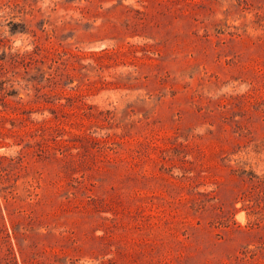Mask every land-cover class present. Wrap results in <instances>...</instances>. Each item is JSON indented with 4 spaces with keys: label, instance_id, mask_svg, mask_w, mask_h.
<instances>
[{
    "label": "rangeland",
    "instance_id": "rangeland-1",
    "mask_svg": "<svg viewBox=\"0 0 264 264\" xmlns=\"http://www.w3.org/2000/svg\"><path fill=\"white\" fill-rule=\"evenodd\" d=\"M0 264H264V0H0Z\"/></svg>",
    "mask_w": 264,
    "mask_h": 264
}]
</instances>
